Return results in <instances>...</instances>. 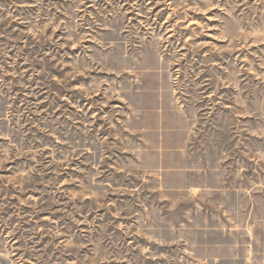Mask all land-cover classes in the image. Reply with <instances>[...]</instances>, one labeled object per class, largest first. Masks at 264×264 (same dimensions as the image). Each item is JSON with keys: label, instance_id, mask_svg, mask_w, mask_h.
Returning a JSON list of instances; mask_svg holds the SVG:
<instances>
[{"label": "rangeland", "instance_id": "rangeland-1", "mask_svg": "<svg viewBox=\"0 0 264 264\" xmlns=\"http://www.w3.org/2000/svg\"><path fill=\"white\" fill-rule=\"evenodd\" d=\"M206 225L264 264V0H0V264H190Z\"/></svg>", "mask_w": 264, "mask_h": 264}, {"label": "crops", "instance_id": "crops-1", "mask_svg": "<svg viewBox=\"0 0 264 264\" xmlns=\"http://www.w3.org/2000/svg\"><path fill=\"white\" fill-rule=\"evenodd\" d=\"M190 264H252L249 235L243 230L201 226L190 237Z\"/></svg>", "mask_w": 264, "mask_h": 264}]
</instances>
